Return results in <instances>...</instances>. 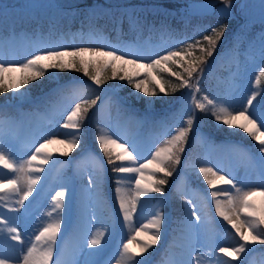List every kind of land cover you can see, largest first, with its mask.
I'll return each instance as SVG.
<instances>
[{"label": "rangeland", "instance_id": "374dc122", "mask_svg": "<svg viewBox=\"0 0 264 264\" xmlns=\"http://www.w3.org/2000/svg\"><path fill=\"white\" fill-rule=\"evenodd\" d=\"M79 1L82 0H56L59 6H63L61 9L0 10V57L7 61H22L37 49L52 45L115 46L126 51L139 47L144 54L153 51L163 53L170 47L177 46L179 41L192 42L200 39L202 34H209L201 30L187 38L174 36L164 30L158 33V41H150L145 35L141 39L130 40L127 37L114 43L102 33L100 27L70 33L55 34L52 31L49 34H41L36 28L31 31L20 28L17 24H29L40 18L47 21L57 20L60 16L68 15L67 10L74 8L70 5ZM191 1L193 0H94L86 7H75L77 10L72 13L75 12L73 16L84 14L81 18L86 20V27L92 26L90 21L100 14L110 13L117 17V21L126 16L131 19L130 23H133L138 15L147 10L177 15L179 10L174 8L179 5L183 8ZM148 3H154L153 5L159 8L153 6L154 8L150 9ZM213 14L225 17L222 24L214 27L226 25L227 30L218 42V45L222 44L217 45L215 57H211L204 66L205 71L199 81L201 91L196 95L198 99L207 95L225 106L230 104L240 107L252 91L264 94V78L259 85L255 83V75L264 68V48L261 43L264 28H255L253 24L264 22V0H230V5H224L222 0H219L214 6ZM33 26L38 27L36 23ZM130 28H133L131 24ZM228 37L232 40L224 42ZM173 70L179 71L174 67ZM71 71L73 70L54 71L51 75L26 86V100L17 102L11 99L12 93H9V97L4 99L5 104L0 105V112L7 110L4 106H11L16 111L14 115L0 118V144L16 159H27L34 151V146H38L45 138H50L53 132L57 139H65L64 133L67 130L60 128L56 121L62 123L63 118L58 113L74 93L90 100L96 96L100 97L91 114L97 118V135L100 129H104L121 143L126 142L130 147H135L137 151L134 154L138 155V162L141 163L150 159L151 153L163 146V141L170 138V132H174V126L182 122L181 118L186 119L190 114L189 109L194 107L190 90L181 88L183 92L179 96L180 106L176 113L174 112L173 119L170 117L172 113L169 112L171 123H168L166 114L161 113L158 116L156 106L157 100L164 98L163 93L149 97L133 89L126 80L119 79L114 86H96L84 76L63 80V76ZM162 75L163 78H175L168 73ZM58 83L68 86L63 95H49ZM39 85H42V89L38 92H47L33 97L29 88ZM135 100L142 101V108L134 102ZM258 100L260 96H257ZM195 115L194 130L189 134L181 163L175 167L171 177H166L169 179L167 190L173 195L175 193L180 200L179 215H171L170 198L166 191L159 195L151 193L142 198L133 220L135 227L147 223L156 211H162L164 219L158 243L137 259L147 257L148 264H225L227 261H230V264H264V245L260 244L249 245L248 250L242 253L238 260H231L230 257L219 253L220 247H237L242 241L231 226L216 215L211 190L198 173L200 166H211L222 175L243 181L245 190L257 187L261 183L262 168L257 146L252 141V146L246 147L240 140H234L230 136L217 139L204 129V124L206 129L214 131L215 134L217 128H227L231 133L240 135L246 134L241 130L219 125L210 112L197 109ZM204 116L209 117L208 123L204 121ZM83 134L81 128L79 146L67 155L62 154L66 151L65 145L56 143L48 147L52 159L47 165H43L45 170L39 173L41 179L33 195L25 201V208H21L19 212L9 211V207H19L14 203L18 197H11L8 206L0 207V219H7L18 227L24 242L20 245L16 241H10L15 245V249L5 248L4 255L17 256L22 249L26 250L39 228L50 222L46 213L52 209L53 197L59 192H64V209L59 214L54 213L51 218L61 221V230L53 251V264H117L123 244L128 242L132 233L130 226L125 224L118 214L113 191L115 185L108 183L109 173L105 171V167L109 165L93 151L100 153L96 147L92 150L84 142ZM89 144H93L92 139H89ZM189 144L190 150L187 149ZM75 150H79L76 155ZM101 164L104 165V179L97 187L90 181L95 180ZM0 171L12 175L7 169ZM115 175L113 173V177ZM157 178L164 177L158 174ZM219 187L229 190L227 185ZM185 198L190 199L192 203L186 204ZM173 206L176 208L177 204L173 202ZM192 211L197 213L199 219L191 215ZM97 232L104 233L103 240L100 245L92 246L90 241ZM130 247L138 251L136 241H133Z\"/></svg>", "mask_w": 264, "mask_h": 264}, {"label": "snow or ice", "instance_id": "6c2138e0", "mask_svg": "<svg viewBox=\"0 0 264 264\" xmlns=\"http://www.w3.org/2000/svg\"><path fill=\"white\" fill-rule=\"evenodd\" d=\"M222 3L230 5V0H222ZM226 30V25L209 26L203 30L209 34H202L200 39L192 42L179 41L177 46L170 47L163 53L153 51L144 54L139 47L126 51L115 46L52 45L37 49L22 61H7L0 57V96L12 93L11 99L17 102L28 98L27 85L51 75L54 71L66 70L82 73L96 86L104 84L106 79L126 80L133 89L149 97L159 96L161 93L168 94L163 73H168L179 81L178 84L171 85L173 93L181 88L190 90L194 106L189 109L190 114L186 119L181 118L182 122L174 126V132H170V138L164 140L163 146L151 153L150 159L138 162V155L134 154L137 151L135 147H130L126 142L121 143L104 129H100L96 137L107 164L112 165L111 171L116 174L112 183L115 185L113 191L118 214L124 223L130 226L132 233L128 242L123 244L117 264H148L147 257H137H142L158 243L164 219L163 212L156 211L147 223L139 227L133 224L134 216L143 197L151 193L163 194V186L167 184L166 177H171L175 167L181 163L189 134L194 130L197 109L210 112L219 125L245 133L255 142L262 165L260 185L247 190L244 182L238 181L237 178L222 175L211 166L199 167V176L211 190L216 215L230 225L242 241L237 247H220L218 251L231 260H238L240 255L248 250L249 245H264V94L252 91L240 107L230 104L225 106L207 95L198 99L196 95L201 91L199 81L205 71L204 66L208 59L213 57ZM261 43L264 48V36ZM173 66H178L183 71H174ZM107 70H111V75L102 78L101 72ZM262 78L264 68L255 75V83L259 85ZM67 87L58 83L49 95L62 96ZM257 96H260L258 101ZM99 99L100 97L96 96L90 100L74 93L58 113L63 118L62 123L56 121L60 128L67 130L64 133L65 139H57L53 132L50 138H45L38 146H34V151L27 159H16L0 144V170L7 169L12 174L9 176L0 171V207L8 206L11 197H18L14 203L19 207H9V211L19 212L21 208H25V201L33 195L41 179L39 173L45 170L43 165H47L52 159L48 147L56 143L65 145L66 151L63 155L77 148L81 141L82 125L88 112ZM103 169L104 165L101 164L95 180L90 181L97 187L104 179ZM158 174H162L164 178H157ZM220 185L229 186V190L219 187ZM63 196L64 192H59L53 197L52 209L46 213L50 222L39 228L26 250L22 249L17 256L4 255V249H15V245L10 241L23 245L20 231L11 221L0 219V225H3L0 227V264H53V251L61 230V221L51 218L54 213L63 211ZM185 203L191 204L192 201L185 198ZM191 215L199 219L195 211H192ZM103 237V232H97L90 241L91 245H100ZM133 241H136L138 251L130 247ZM225 264H230V261Z\"/></svg>", "mask_w": 264, "mask_h": 264}, {"label": "trees", "instance_id": "16d2710c", "mask_svg": "<svg viewBox=\"0 0 264 264\" xmlns=\"http://www.w3.org/2000/svg\"><path fill=\"white\" fill-rule=\"evenodd\" d=\"M3 1H9V0H3ZM94 0H82L79 2H76L73 5H70V7H74L72 9H77L75 7H86L88 6V4H92ZM154 3H148L150 9H153L154 7L159 8L158 6H154ZM162 5V4H161ZM160 5V6H161ZM175 5V4H174ZM177 5V4H176ZM154 6V7H153ZM184 6V5H183ZM63 7V6H61ZM169 8V7H168ZM180 8L181 6L179 5V7L174 8L175 10H179L177 11V15H172V14H168L167 12L163 13L162 11H151V10H147L145 12H142L139 16L140 21L138 22V26L137 29L135 30V32L138 33H144L146 30L150 31V29H157V28H169L173 31H178V35L187 33L190 34V32L195 29V28H201L205 25H213L214 23H218L219 25L223 23V20L225 21V17L222 15H207V16H201V17H190L187 14H182L180 12ZM111 14H109V16L105 15V16H100L98 19H96L95 21H92V25L93 26H100L102 28V31L107 33V35L112 38L113 40H117L119 38H122L124 36L127 35V33L129 32L128 29V25L125 21H122L120 23L116 24L115 18L110 17ZM183 17H185V19H183ZM60 21H62L63 26L65 28L71 27V28H75V27H80L81 25L77 23V21L75 19L73 20H68L65 18H62ZM228 21V20H227ZM41 24H44V22H39ZM70 24H73L72 26H69ZM255 28H259L262 29L264 28V22H255L253 23ZM44 26V25H43ZM56 27H58V25H56ZM229 39V41L232 40V38H225L223 41H227ZM222 43H220L219 45H221ZM229 44V43H227ZM225 44V45H227ZM218 45V46H219ZM219 48V47H218ZM223 48V47H222ZM199 54V53H197ZM215 57V55H213V58ZM210 60V58L208 59V61ZM175 69H179V71H183L182 69L178 68V66H173ZM110 70L104 71L101 73V77L102 78H106L107 76H110L111 73ZM84 76L82 73L80 72H76V71H71V73L66 74L63 76V80H71V79H77L75 77H82ZM86 77V76H84ZM117 79H106L104 84L110 85V86H114L115 82ZM164 81H166L167 83L166 85V92L168 93L167 95L164 94V98L162 97L161 99L157 100V110H158V116L161 115V113L165 114L168 111L170 112H174L179 104H180V100H179V96L182 94V90L179 89L178 92H172L171 91V85H175L178 84L176 78L169 79V78H163ZM45 84L43 83V86ZM42 85L36 86L34 87H30L29 88V92L32 94L33 97H37L38 95H41L43 93H46L47 90L38 92L42 89L41 87ZM38 92V93H37ZM9 97V93H5L4 95L0 96V105H4V99L6 100V98ZM135 103H137V105L139 107L142 108L143 104L142 101H134ZM133 102V103H134ZM168 105V106H167ZM5 108H7L6 112H1L0 115H10L13 114L14 111L12 109L11 106H4ZM92 110L90 109V111L88 112L87 118L85 119L83 125H90L91 127V132H92V141H93V146L96 147L99 151V146L98 143L95 141V137H96V120L97 118L92 114ZM209 117L208 116H204V121L206 123L209 122ZM207 127L204 124V129L206 131H209L211 135H214L215 137H217V139L222 138V136H230V138H234V139H240L246 143H251L252 140L247 137L246 135H240L237 133H231L227 128H217L216 133H213L214 131L212 130H208L206 129ZM86 140V138L84 137V141ZM191 144L188 145L187 149L190 150L191 149ZM75 152H77V150H75ZM103 154V153H102ZM169 184V179H167V184L163 186L164 190L166 189L167 185ZM159 194V193H156Z\"/></svg>", "mask_w": 264, "mask_h": 264}, {"label": "water", "instance_id": "95a60500", "mask_svg": "<svg viewBox=\"0 0 264 264\" xmlns=\"http://www.w3.org/2000/svg\"><path fill=\"white\" fill-rule=\"evenodd\" d=\"M216 0L193 1L187 5L191 15H206L214 11ZM18 7L19 9H33L37 7H56L54 0H14L11 4L0 3V8Z\"/></svg>", "mask_w": 264, "mask_h": 264}]
</instances>
